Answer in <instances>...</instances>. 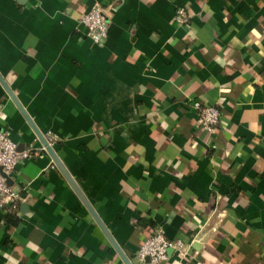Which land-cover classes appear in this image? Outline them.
Segmentation results:
<instances>
[{"label":"crops","instance_id":"obj_1","mask_svg":"<svg viewBox=\"0 0 264 264\" xmlns=\"http://www.w3.org/2000/svg\"><path fill=\"white\" fill-rule=\"evenodd\" d=\"M0 75L132 264L160 228L188 246L160 264H264V0H0ZM0 129L33 153L0 264H125L1 82Z\"/></svg>","mask_w":264,"mask_h":264},{"label":"built area","instance_id":"obj_2","mask_svg":"<svg viewBox=\"0 0 264 264\" xmlns=\"http://www.w3.org/2000/svg\"><path fill=\"white\" fill-rule=\"evenodd\" d=\"M174 21L179 26L187 23L188 17L184 8H178ZM79 32L90 39L93 44L102 46L108 37L110 18L107 12L99 6L83 14L78 19ZM192 107L198 113V123L209 133L214 134L221 120L220 111L214 106H204L199 101L192 103ZM30 150L20 151L9 131L0 129V211L5 212L7 207L17 208L20 195L10 186L4 177L15 176L18 165L32 158ZM175 250L185 255L188 246L182 240H170L160 228L153 236L148 238L138 249L137 256L140 260L149 259V264H160L168 260V251Z\"/></svg>","mask_w":264,"mask_h":264},{"label":"water","instance_id":"obj_3","mask_svg":"<svg viewBox=\"0 0 264 264\" xmlns=\"http://www.w3.org/2000/svg\"><path fill=\"white\" fill-rule=\"evenodd\" d=\"M0 82L3 85L4 89L6 90L7 94L10 96V98L13 100V102L16 104V106L19 108L20 112L23 114L25 117L26 121L28 122L29 126L33 129L35 134L38 136L40 142L42 143L43 147L45 150L48 152V154L51 156L52 160L54 161L55 165L60 169L62 174L65 176L66 180L69 182L73 190L76 192V194L79 196L81 201L84 203V205L87 207L89 212L92 214L94 217L95 221L105 234L106 238L109 240V242L112 244V246L115 248L116 252L122 259V261L125 264H132L131 260L125 255L123 252L122 248L117 244V242L114 240L113 236L109 232V230L106 228L104 223L101 221V219L98 217L86 197L84 196L83 192L81 191L80 187L74 180V178L71 176V174L68 172L62 161L60 160L59 156L56 154L54 149L51 147L47 139L44 137V135L38 130L36 125L34 124L32 118L28 115L26 110L22 107L16 96L14 95L13 91L10 89V87L6 84L5 80L2 78L0 75ZM4 177L6 178L8 184L12 186V180L10 177H8L5 173H3Z\"/></svg>","mask_w":264,"mask_h":264},{"label":"trees","instance_id":"obj_4","mask_svg":"<svg viewBox=\"0 0 264 264\" xmlns=\"http://www.w3.org/2000/svg\"><path fill=\"white\" fill-rule=\"evenodd\" d=\"M18 208L19 207L17 206V208L13 209L12 207L9 206L6 208L5 212L3 213L7 216H10L11 217L10 219H12L13 216L18 213Z\"/></svg>","mask_w":264,"mask_h":264}]
</instances>
